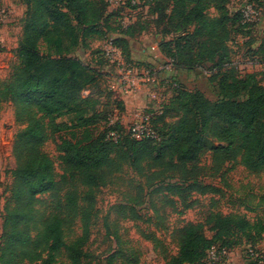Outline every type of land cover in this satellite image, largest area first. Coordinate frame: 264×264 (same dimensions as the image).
I'll use <instances>...</instances> for the list:
<instances>
[{
    "label": "trees",
    "instance_id": "trees-1",
    "mask_svg": "<svg viewBox=\"0 0 264 264\" xmlns=\"http://www.w3.org/2000/svg\"><path fill=\"white\" fill-rule=\"evenodd\" d=\"M263 1L258 5L264 6ZM23 2L18 64L7 80H0V104L12 103L15 120L23 125L13 144L16 167L4 208L0 264H58L61 259L89 263L86 247L99 213V188L112 184L125 167L149 187L158 183L155 191L165 206L176 208L177 196L186 210L196 204L187 201L193 193H221L198 180L200 160L208 152L216 176L224 175L228 164L264 172V84L257 74L239 75L231 67L229 42L249 25L242 24L239 13L228 12L226 0H156L149 11L161 35L172 37L161 44L163 55L175 61L177 70L207 71L219 92V99L212 101L177 78L162 114L152 120L159 140L132 138L121 121L124 102L110 91L109 75L71 54L88 40L106 37L110 19L120 27V11L110 12L107 0ZM210 6L220 14L212 16ZM131 29L117 39L128 61H134ZM257 63L264 72L263 55ZM115 110L119 115L111 122ZM170 111L180 116L160 133ZM208 133L216 140L212 145ZM48 142L59 153L61 173L43 150ZM166 177L178 182H164ZM139 190L143 193L141 185ZM140 231L164 264H209L214 246L232 251L258 245L264 239V222L211 210L204 222L175 230L176 254L155 234ZM116 239L121 241L118 235ZM140 259L135 248L118 245L106 264H139Z\"/></svg>",
    "mask_w": 264,
    "mask_h": 264
},
{
    "label": "rangeland",
    "instance_id": "rangeland-1",
    "mask_svg": "<svg viewBox=\"0 0 264 264\" xmlns=\"http://www.w3.org/2000/svg\"><path fill=\"white\" fill-rule=\"evenodd\" d=\"M261 1L263 0H226L225 6L233 16L238 13L242 16L244 6L249 3L255 4L258 10H262L259 22L249 25V27L245 26L242 31L233 35L229 45L231 67L235 72L239 75L248 72L257 74L259 80L264 84V72L261 71V66L257 63L262 55L264 56V6L258 5ZM25 11L26 6L23 0H0V13L6 14L0 31L1 81L7 80L14 66L18 64L16 50L22 35V19ZM208 12L212 16L220 14L214 6H210ZM149 14V12L138 13L133 18L131 25L133 48L143 43L150 46L158 44L157 47L160 48L162 43L172 38L171 36L164 38L161 35L155 24L156 17ZM143 23L146 26L140 25ZM105 32L107 33H105L106 37L112 35L119 39L124 36V30L113 19L109 20ZM106 37L88 40L86 47H79L71 54L88 62L108 76L112 69L102 52ZM147 56L149 60L146 62L154 60L153 53L147 54ZM163 61L165 60H161L160 63ZM191 78H194L193 85L189 87L191 90L201 88L210 100L219 99L217 85L210 82L207 71L197 70V74L192 75ZM144 102L145 100H142V106ZM114 112L111 122L116 121V116L119 115L118 110ZM123 114H121V121L129 130L135 119L126 120ZM179 116L178 112L170 111L165 123L160 125L159 132H165L166 127L175 124ZM22 128L23 125L17 124L15 120L14 105L10 102L0 104V244L3 233L4 208L13 183L12 172L16 167L13 144L17 133ZM207 136L209 145L216 142L212 134L208 133ZM43 150L56 162V170L61 173L58 161L59 153L53 143L48 142ZM211 158L210 152L202 156L199 163L201 174L198 180L204 185H213L219 188L221 193L216 195L193 193L189 199L187 198L188 202L196 200L195 206L191 209L186 210L177 196L173 197L177 201L176 208L165 206L155 191L159 184L147 186L145 179L138 176L129 167H125L112 184L100 187L97 194L99 213L92 229L90 242L86 247L90 254V261L87 264H106L107 258L114 254L118 245L126 249L135 248L141 256L139 264H164L162 256L155 251L153 243L145 239L140 230L155 234L168 251L176 254L178 247L173 235L175 230L188 223L204 222L211 210L226 214L240 213L252 223L264 222V172L255 174L242 165L228 164L223 169L224 175L216 176L211 170ZM163 181L178 182L177 179L168 177ZM140 185L143 187V193L139 190ZM117 235L120 237V242H117ZM248 246L252 245L244 244L233 249L232 256L226 255L220 264H250L251 260L245 254ZM252 248L264 260V239ZM38 264L44 263L41 261ZM58 264L68 263L61 259ZM117 264H121V261H118Z\"/></svg>",
    "mask_w": 264,
    "mask_h": 264
},
{
    "label": "built area",
    "instance_id": "built-area-1",
    "mask_svg": "<svg viewBox=\"0 0 264 264\" xmlns=\"http://www.w3.org/2000/svg\"><path fill=\"white\" fill-rule=\"evenodd\" d=\"M156 0H107L109 11H120V27L127 30L133 24V18L150 11ZM142 12V13H141ZM262 10H258L253 3L246 4L242 11V24L253 25L260 20ZM6 14L0 13V31ZM1 35V34H0ZM102 50L112 71L109 74V89L120 99L134 95H142L144 104L138 109L135 120L129 128L134 139L149 138L159 140L158 134L152 126L156 115L162 114L163 107L168 100L170 85L176 86L175 61L166 58L163 53L153 54L151 62L128 61L123 48L117 43V37L108 35ZM161 51V50H160ZM161 60H165L160 63ZM147 100V101H146ZM115 136V132L111 133ZM225 249L212 247L209 251L210 264H220L227 255ZM246 256L256 264H264L252 246L245 251Z\"/></svg>",
    "mask_w": 264,
    "mask_h": 264
},
{
    "label": "crops",
    "instance_id": "crops-1",
    "mask_svg": "<svg viewBox=\"0 0 264 264\" xmlns=\"http://www.w3.org/2000/svg\"><path fill=\"white\" fill-rule=\"evenodd\" d=\"M161 39L163 40V37L161 36ZM158 44L155 45H148V44H140L138 47H132L131 41H130V47H131V57L135 61L139 62H146L149 59L147 58V54H158L161 53L160 48L157 47ZM197 74V71L187 72L182 70H175V75L178 79H180L186 87H190L192 84L193 79L191 78L192 75ZM196 76V75H195ZM199 90H202L201 88H198ZM125 105V112L123 116L126 118V120H132L135 119V115L138 112V109L142 107V100H144V97L142 95H134L129 96L127 98L122 99ZM124 118V121H125ZM134 121V120H133ZM232 251H228L227 255L232 256ZM249 261V260H248Z\"/></svg>",
    "mask_w": 264,
    "mask_h": 264
}]
</instances>
